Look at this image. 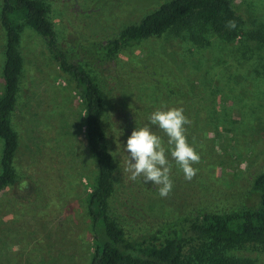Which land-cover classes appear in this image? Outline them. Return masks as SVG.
<instances>
[{
    "label": "rangeland",
    "instance_id": "374dc122",
    "mask_svg": "<svg viewBox=\"0 0 264 264\" xmlns=\"http://www.w3.org/2000/svg\"><path fill=\"white\" fill-rule=\"evenodd\" d=\"M40 1L56 42L70 51L111 39L167 0ZM228 1L243 31L264 33V0ZM204 41L194 44L185 31L147 38L121 48L112 68L92 75L103 96L100 127L115 165L111 215L127 233H152L196 208L218 212L233 206L263 169L264 44L246 37ZM17 47L22 64L8 116L17 149L14 181L0 191V264H86L84 198L96 169L85 146L80 99L42 37L24 27ZM3 50L0 31V72ZM170 108H183L191 121L185 135L201 160L187 181L169 152L174 187L161 198L142 177L129 180L124 148L133 130L148 126L169 150L167 136L148 117ZM227 255L264 264L260 249L234 248Z\"/></svg>",
    "mask_w": 264,
    "mask_h": 264
},
{
    "label": "trees",
    "instance_id": "16d2710c",
    "mask_svg": "<svg viewBox=\"0 0 264 264\" xmlns=\"http://www.w3.org/2000/svg\"><path fill=\"white\" fill-rule=\"evenodd\" d=\"M230 20L236 22L235 29L226 27ZM24 27L44 39L46 51L72 85L82 106L85 146L96 169L84 198L90 239L86 264H252L227 253L234 248L264 251V159L262 171L237 204L218 212L196 208L175 222L163 223L152 233H127L111 215L115 165L100 127L105 112L103 96L92 75L99 69L112 68L114 56L121 48L168 32L178 35L185 31L190 41L203 46L205 36L224 43L246 37L264 44L263 31H243V20L228 0H167L111 39L78 44L67 51L56 42L42 1L0 0V31L4 36L0 72V191L14 181L17 137L8 116L21 71L17 45ZM177 222L182 225H176Z\"/></svg>",
    "mask_w": 264,
    "mask_h": 264
},
{
    "label": "clouds",
    "instance_id": "9594fccd",
    "mask_svg": "<svg viewBox=\"0 0 264 264\" xmlns=\"http://www.w3.org/2000/svg\"><path fill=\"white\" fill-rule=\"evenodd\" d=\"M226 27L235 29L236 22L230 20ZM183 113V108L157 109L148 117L150 124L167 136L169 150L148 126L133 130L124 148L128 154L126 171L130 173L129 180L137 181L142 177L145 184L151 183L156 188L161 198H167L174 187L169 152L171 161L179 166L185 180L191 181L198 172L193 165L199 164L201 157L187 142L185 126L191 121Z\"/></svg>",
    "mask_w": 264,
    "mask_h": 264
}]
</instances>
